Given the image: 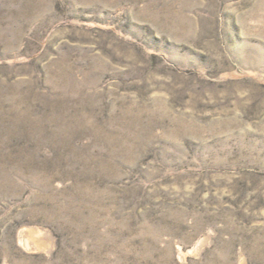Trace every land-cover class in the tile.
Segmentation results:
<instances>
[{
    "label": "rangeland",
    "instance_id": "1",
    "mask_svg": "<svg viewBox=\"0 0 264 264\" xmlns=\"http://www.w3.org/2000/svg\"><path fill=\"white\" fill-rule=\"evenodd\" d=\"M0 264H264V0H0Z\"/></svg>",
    "mask_w": 264,
    "mask_h": 264
}]
</instances>
